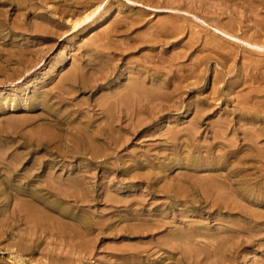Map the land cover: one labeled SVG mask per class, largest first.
Masks as SVG:
<instances>
[{
    "label": "rangeland",
    "instance_id": "rangeland-1",
    "mask_svg": "<svg viewBox=\"0 0 264 264\" xmlns=\"http://www.w3.org/2000/svg\"><path fill=\"white\" fill-rule=\"evenodd\" d=\"M263 146L264 0H0V264H264Z\"/></svg>",
    "mask_w": 264,
    "mask_h": 264
},
{
    "label": "bare ground",
    "instance_id": "bare-ground-1",
    "mask_svg": "<svg viewBox=\"0 0 264 264\" xmlns=\"http://www.w3.org/2000/svg\"><path fill=\"white\" fill-rule=\"evenodd\" d=\"M258 8H259V7H258ZM166 10H167V9H166ZM163 27H164V26H163ZM6 60H7V59H6ZM180 60H181V59H180ZM174 76H175V75H174ZM69 78H70V77H69ZM176 78H177V77H176ZM177 79H178V78H177ZM175 80H176V79H175ZM178 88H179V87H178ZM176 90H177V89H176ZM173 91H174V90H173ZM133 93H134V92H133ZM165 93H167V92H165ZM161 94H162V92H161ZM167 94H169V93H167ZM170 94H171V93H170ZM135 95H136V94H135ZM135 95H134V96H135ZM162 95H163V94H162ZM172 95H173V94H172ZM137 96H139V95H136V97H137ZM167 96H168V95H167ZM173 96H175V95H173ZM173 96H172V97H173ZM139 97H140V96H139ZM139 97H138V98H139ZM146 97H147V96H146ZM162 97H163V96H162ZM112 98H113V97H112ZM169 98H170V97H169ZM115 99H116V98H115ZM165 99H166V98H165ZM165 99H164V100H165ZM162 100H163V98H162ZM166 100H168V99H166ZM133 101H134V100H133ZM144 101H146V99H145ZM169 101H172L171 103H173V100H172L171 98H170ZM137 102H138V101H137ZM165 102H166V101H165ZM174 102H175V101H174ZM130 103H131V102H130ZM155 103H156V101H155ZM166 103H167V102H166ZM169 103H170V102H168V104H169ZM120 104H121V103H120ZM177 104H178V103H176V105H177ZM169 105H170V104H169ZM116 106H117V105H116ZM123 106H124V105H123ZM174 106H175V105H174ZM132 107H133V106H132ZM165 107L167 108V106H165ZM171 107H173V106H171ZM117 108H118V107H117ZM162 108H163V107H162ZM98 109H99V108H98ZM123 109H124V108H123ZM126 109H127V108H126ZM126 109H125V110H126ZM130 109H131V108H130ZM130 109H129V111H130ZM146 109H147V107H146ZM167 109H169V108H167ZM116 110H117V109H116ZM159 110H160V108H159ZM164 110H165V109H164ZM129 111H128V112H129ZM125 112H126V111H125ZM129 113H130V112H129ZM206 113H207V112H206ZM131 114H133V113L131 112ZM122 115H123V114H122ZM129 115H130V114H129ZM136 115H137V113H136ZM127 117H128V116H127ZM129 117H130V116H129ZM157 117H158V116H157ZM140 118H141V117H140ZM122 119H123V118H122ZM122 119H121V120H122ZM129 121H130V120H128V122H129ZM115 122H116V121H114V123H115ZM124 122H125V121H124ZM130 123H131V122H130ZM90 124H91V123H90ZM122 124H123V123H122ZM221 124H222V123H221ZM224 124H225V123H224ZM128 125H129V124H128ZM138 125H139V124H138ZM113 126H114V125H113ZM123 126H125V125H123ZM129 126H130V125H129ZM111 127H112V126H111ZM136 127H137V126H136ZM138 127H139V126H138ZM221 127H222V126H221ZM223 127H224V126H223ZM246 127H247V126H246ZM100 128H101V127H100ZM102 128H103V126H102ZM104 128H105V127H104ZM104 128H103V129H104ZM129 128H130V127H129ZM132 128H133V125H132ZM243 128H245V127H243ZM250 128H251V127H250ZM105 129H106V128H105ZM114 129H115V128H114ZM130 129H131V128H130ZM171 129H172V128H171ZM173 129H174V128H173ZM223 129H224V128H223ZM245 129H246V128H245ZM108 130H110V128H108ZM106 131H107V130H106ZM221 131H222V130H221ZM223 131H224V130H223ZM107 132H108V131H107ZM260 132H262V131H260ZM100 133H102V132L100 131ZM105 133H106V132H105ZM139 133H140V132H139ZM109 134L111 135V133H109ZM114 134H115V132H114ZM101 135H102V134H101ZM107 135H108V134H107ZM112 135H113V134H112ZM167 135H168V134H167ZM258 135H259V134H258ZM204 136H205V135H204ZM223 136H224V135H223ZM229 136H230V135H229ZM231 136H232V135H231ZM102 137H103V136H102ZM108 137H109V136H108ZM112 137H115V136H112ZM141 137H142V136H141ZM109 138H110V137H109ZM148 138H149V137H148ZM194 138H195V137H194ZM256 138H257V137H256ZM258 138H259V137H258ZM86 139H87V138H86ZM86 139H85V142H86ZM93 139H94V138H93ZM115 139H116V138H115ZM235 139H236V138H235ZM235 139H234V140H235ZM254 139H255V138H254ZM254 139H252V140H254ZM103 140H104V139H103ZM112 141H113V140H112ZM168 141H169V140H168ZM254 141L257 142V139L254 140ZM96 142H97V140H96ZM115 142H116V141H115ZM127 142H128V141H127ZM234 142H235V141H234ZM251 142H252V141H251ZM90 143H91V142H90ZM93 143H94V142H93ZM93 143H91V144H89V145H92ZM109 143H110V142H109ZM260 143H261V142H260ZM86 144H87V142H86ZM96 144H97V143H95V145H96ZM113 144H114V143H113ZM113 144H112V145H113ZM248 144H249V143H248ZM110 145H111V144H110ZM256 145H257V144H256ZM258 145H259V143H258ZM107 146H108V145H107ZM115 147H116V146H115ZM252 147H254V146H252ZM259 147H260V146H259ZM259 147H258V148H259ZM263 147H264V146H263ZM86 148H87V147H86ZM237 148H238V147H237ZM255 148H256V146L254 147V149H255ZM89 149H90V147H89ZM91 149H92V148H91ZM94 149H95V146H94ZM251 149H252V148H251ZM246 150L248 151V149H246ZM88 151H89V150H88ZM92 151H93V149H92ZM98 151H99V150H98ZM244 151H245V150H244ZM255 151H256V150H255ZM248 152H249V151H248ZM260 152H261V149H260ZM258 153H259V152H258ZM94 154H95V153H94ZM94 154H93V155H94ZM253 154H254V153H253ZM258 155H259V154H257V156H258ZM261 155H264V154H261ZM247 156H248V155H247ZM252 156H254V155H252ZM250 158H251V156H250ZM250 158H248V159H250ZM253 158H254V157H253ZM259 158H260V157H259ZM259 158H258V159H259ZM240 159H241V158H240ZM244 159H245V158H244ZM242 160H243V159H242ZM245 160H247V159H245ZM261 160H262V159H261ZM248 161H249V160H248ZM255 161H256V160H255ZM245 162H246V161H245ZM250 162H251V161H250ZM252 162H254V161H252ZM256 162H257V161H256ZM260 163H261V162H260ZM261 164H262V163H261ZM250 165H251V164H250ZM248 166H249V165H248ZM255 166H256V164H255ZM258 166H259V165H258ZM130 167H131V166H130ZM250 167H251V166H250ZM250 167H248V168L250 169ZM253 167H254V166H253ZM253 167H252V168H253ZM260 167H261V165H260ZM243 168H244V167H243ZM245 168H246V167H245ZM252 168H251V169H252ZM261 168H262V167H261ZM131 169H132V168H131ZM254 169H255V168H254ZM256 169H257V168H256ZM122 170H123V168H122ZM125 171H126V170H125ZM251 171H252V170H251ZM261 171H262V169H261ZM261 171H260V173H261ZM126 172H127V171H126ZM254 172H255V171H254ZM256 172H258V171L256 170ZM127 173H128V172H127ZM258 173H259V172H258ZM258 173H257V174H258ZM260 173H259V175H260ZM254 174H255V173H254ZM259 175H258V176H259ZM255 176H257V175H255ZM195 181H196V180H195ZM155 183H156V182H155ZM152 185H153V184H152ZM205 185H206V184H205ZM154 186H155V185H154ZM154 186H153V187H154ZM153 187H152V188H153ZM153 189H154V188H153ZM155 191H156V190H155ZM162 194H163V193H162ZM91 203H92V202H91ZM210 203H211V202H210ZM212 204H213V203H212ZM215 216H216V215H215ZM155 217H156V216H155ZM42 224H43V223H42ZM10 225H11V224H10ZM39 225H40V224H39ZM49 225H50V224H49ZM49 225H47L46 227H48ZM4 226H5V225H4ZM33 226H34V225H33ZM33 226H32V228H33ZM5 227H7V226H5ZM34 227H35V226H34ZM44 227H45V226H44ZM44 227H43V228H44ZM46 227H45V228H46ZM27 228H28V227H27ZM48 229H49V228H48ZM50 229H51V226H50ZM50 229H49V230H50ZM11 230H14V228H12ZM28 230H29V229H28ZM32 230H33V229H32ZM34 230H35V229H34ZM34 230H33V232H34ZM37 230H38V229H37ZM37 230H36V231H37ZM7 231H8V230H7ZM29 231H31V230H29ZM20 232H21V231H20ZM27 232H28V231H27ZM31 232H32V231H31ZM49 232L53 233V232H52V229H51ZM239 232H240V231H239ZM10 233H11V232H10ZM12 233H13V232H12ZM65 233H66V232H65ZM235 233H237V232H235ZM18 234H19V233H18ZM228 235H229V234H228ZM18 236H19V235H18ZM21 236H22V235H21ZM47 236H48V235H47ZM29 237H30V236H29ZM31 237H32V236H31ZM203 237H204V236H203ZM158 238H159V237H158ZM160 238H161V237H160ZM162 238H163V237H162ZM168 238H169V237H168ZM168 238H167V239H168ZM20 239H22V241H23V238H20ZM28 239H29V241L32 240V239H30V238H28ZM156 239H157V238H156ZM36 240H37V239H36ZM38 240H39V239H38ZM78 240H79V239H78ZM165 240H166V239H165ZM165 240H164V241H165ZM212 240H214V239H212ZM169 241H171V239H170ZM169 241H167V242H169ZM209 241H210V240H209ZM217 241H218V238H217ZM32 242H34V241H32ZM38 242H40V241H38ZM162 242H163V240H162ZM27 243H28V242H27ZM36 243H37V242H35V244H36ZM42 243H44V242H42ZM173 243H174V242H173ZM22 244H23V243H22ZM37 244H40V243H37ZM46 244H47V242H46ZM49 244H50V242H49ZM170 244H172V243H170ZM232 244H233V243H232ZM23 245H25V244H23ZM23 245H22V247H24ZM32 245H33V243H32ZM163 245H165V243H164ZM174 245H175V243H174ZM186 245H187V244H186ZM186 245H185V246H186ZM188 245H189V244H188ZM33 246H34V245H33ZM38 246H39V245H38ZM38 246H37V247H38ZM157 246H158V245H157ZM157 246H156V248H157ZM177 246H178V244H177ZM179 246H180V245H179ZM179 246H178V247H179ZM22 247H20V248L22 249ZM26 247H27V246H26ZM31 247H32V246H31ZM27 248H28V247H27ZM27 248H26V249H27ZM33 248H34V247H32V249H30V251L33 250ZM35 248H36V246H35ZM44 248H45V247H44ZM48 248L50 249V247H48ZM48 248L45 249V250H48ZM144 248H145V247H144ZM159 248H160V247H159ZM159 248H158V250H159ZM172 248L174 249V246H173ZM42 249H43V248H40V251H41ZM139 249H140V248H139ZM149 249H150V248H149ZM160 249L162 250V248H160ZM164 249H165V248H164ZM170 249H171V248H170ZM173 249H172V250H173ZM176 249H177V248H176ZM179 249H180V248H179ZM181 249H182V248H181ZM236 249H237V248H236ZM43 250H44V249H43ZM36 251H37V249H36ZM57 251H58V250H57ZM115 251H116V250H115ZM159 251H160V250H159ZM33 252H34V251H33ZM167 252H168V251H167ZM181 252H182V251H181ZM184 252H185V251H184ZM139 253H141V251H140ZM147 253H148V251H147ZM170 253L172 254V252H170ZM177 253H178V252H177ZM44 254H45V253H44ZM120 254H121V253H120ZM135 254H136V253H135ZM149 254H150V253H149ZM171 254H170V255H171ZM173 254H174V253H173ZM176 255H178V254H176ZM182 255H183V254H182ZM140 256H141V255H140ZM144 256H146V255H144ZM122 257H123V256H122ZM137 257H138V255H137ZM183 257H184V256H183ZM147 258H148V257H147ZM158 258H159V257H158ZM168 258H169V257H168ZM175 258H176V257H175ZM155 259H157V258H155ZM173 259H174V258H173ZM144 260H145V259H144ZM148 260H149V259H148ZM148 260H147V261H148ZM160 260H161V257H160ZM175 260L177 261L178 259H175ZM125 261H126V260H125ZM149 261H150V260H149ZM152 261H153V260H152ZM162 261H163V260H162ZM137 262H138V261H137ZM179 262H180V261H178V263H179ZM182 262H183V261H182ZM46 263H48V262L46 261ZM46 263H43V264H46ZM123 263H124V262H123ZM144 263H145V262H144ZM153 263H154V262H153ZM160 263H161V262H160ZM162 263H163V262H162ZM171 263H172V262H171ZM174 263L176 264L177 262H174ZM64 264H65V263H64ZM117 264H119V263H117ZM154 264H155V263H154ZM182 264H184V263H182Z\"/></svg>",
    "mask_w": 264,
    "mask_h": 264
}]
</instances>
